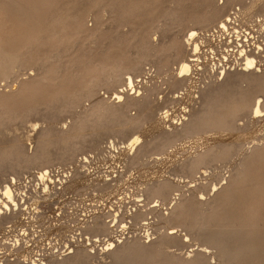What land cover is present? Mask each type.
I'll return each mask as SVG.
<instances>
[{"label": "rangeland", "instance_id": "1", "mask_svg": "<svg viewBox=\"0 0 264 264\" xmlns=\"http://www.w3.org/2000/svg\"><path fill=\"white\" fill-rule=\"evenodd\" d=\"M229 3L232 7L224 12L220 20L204 25L217 10L225 8ZM226 19L236 30L242 27L239 30L242 36L243 31L251 34L254 32L256 38H259L257 44L264 48V0H0V189L13 182L15 173L10 168L17 166L19 162L24 163L28 157L35 155L39 144L44 145L43 149L45 145L47 149L50 148L46 150V153L49 151L52 153L50 156L47 154L49 163L44 161L29 167L28 170L24 169L19 176L22 181L13 183L16 187L31 191L38 185L36 177L38 170L44 168L54 171L55 176L63 175L74 166L78 168V165H74L76 159L78 164L86 154L88 157L92 156L90 157L92 162L87 164L88 166L83 169L80 167V170L85 172H83V175H86L85 179L82 175L83 179L80 178L79 184L65 191L62 201L58 198L45 200L41 198L42 195L37 196L40 213L46 219L50 218L49 223L43 218H39L38 221L43 228L38 230L48 231L43 234L44 239L50 237L51 233L58 232L59 227L54 231L51 220L55 214L60 213V208L64 207L66 221L70 222L73 217L72 226L77 223L76 219H80L81 216L77 217L78 214L84 215V210L98 208L97 201L98 196L102 194V188L97 187V183L111 173L122 174L123 180L127 177L128 180L130 175H134L136 180L129 179L130 183L124 187V195H127V200L129 195L131 200L139 196L137 182L142 181V178H138L142 174L136 172L139 171L138 167L130 169L126 167L125 172H121L122 168L118 165L120 153L116 148L122 147V142L128 141L134 135L140 136L142 141H147V145L154 143L155 139L157 141L162 134L160 131L147 136L148 139L143 135L146 136L145 130L152 126L150 124L160 120L163 108L170 112L175 110L173 117L179 115L184 107L189 109L187 119L190 122L194 117L208 113L209 110L215 113L222 111L224 106L220 104L228 100V97L231 100L241 98L242 95L257 90L259 82L264 84L263 64L259 65L261 72L257 75H243L240 68L245 62L238 64L230 49L231 52H227L230 58L228 57L226 61L222 58L223 63L218 69L229 63L230 66L236 65L230 69L237 68L234 71L238 72L229 73L216 84L209 79V72L212 69L205 63V71H202L204 68L201 65L197 67L199 72L195 71L196 69L193 72V77L198 82L195 86L198 87L185 92L180 100H172L175 96L173 94H177L178 91L172 89L170 81L176 76L180 62L191 57L192 47L187 44L190 30H196L205 42H209L208 39L218 30L217 24ZM234 19L238 22L236 23ZM261 54L260 56L264 57V52ZM216 63H219L218 60ZM136 67L140 68L137 74L139 77L137 81L140 83L138 87L142 86L137 87V91L143 89L140 98L137 97L138 93L134 95V92L128 91L125 86V80L129 75H133L130 73H133ZM218 69L217 74L221 72ZM144 88L149 91H145ZM113 91L117 93L124 91L127 98L136 97L144 108L116 106L118 100ZM219 92L221 93L218 94ZM258 94L257 97L264 99V94ZM211 99L215 103L211 102ZM101 106L106 108L105 113L116 111L122 112L123 115L121 113L118 118L117 114L111 118L108 115L104 121L99 122L95 118L93 122L90 117L93 109L97 114L96 110L98 108L101 110ZM100 110L102 113L97 115L104 114ZM139 115L142 117L140 127L124 123L129 117ZM120 117L124 118V121L119 119ZM243 122L245 126L241 129L244 134L254 129L259 132L255 142L249 140L244 143L243 153L235 152L229 157L222 158L223 150L219 149L215 155L222 164L218 162L217 166L220 164V167L216 166L217 169L208 170L194 178L187 173L178 172L186 180L185 196L190 200L194 198L187 207L186 219L164 225L152 220L136 225L125 216L126 228L120 227L114 231L112 234L114 240H111L116 244L114 250L116 252L122 250L124 253L120 264H264V122L254 125L247 119ZM79 127L83 130L85 128V131ZM79 130L82 135L80 133L78 135L82 138L77 135L79 138L77 140L74 132ZM202 131L205 129L199 128L185 138V149L178 151L180 159L188 157L189 154V156L203 154L208 150L200 145H191ZM71 137L76 141H73L74 139L69 141ZM71 143L74 145L79 143L85 148L77 146L82 150H76L77 156L73 158L74 161L64 156L66 146ZM177 144L179 147L182 143ZM155 148V145L152 146V152ZM257 153L262 155L258 157ZM244 155L245 158L252 157L244 164L243 169ZM154 159L149 160L152 168L157 166ZM60 161L65 164L61 165ZM41 164L51 166L48 168ZM250 164L252 165L249 167ZM161 165L158 166L160 170H166L167 166ZM246 167H249L248 172H245ZM240 168L243 169L241 172L244 171L242 174L248 175L246 180L245 176L244 178L242 175L239 176ZM133 169L136 174L134 171L130 172L131 174L127 171ZM238 179L240 181L236 183ZM201 181L204 184L200 183ZM217 184V191H214L213 188ZM196 188L199 189L195 190ZM221 190L223 192H220ZM229 191L233 194L229 195ZM144 196L146 194L139 198L144 202L138 205H148L150 199ZM111 202L108 205L116 207L115 201L113 204ZM133 204L135 203H129L126 208H134ZM73 207L81 212L75 211L77 215H72L70 212H73L71 210ZM11 225L13 224L9 223L1 227ZM171 232H175L176 238L166 239ZM68 236L65 240L69 238ZM213 239L223 245L222 253L212 245ZM9 240L12 238L9 237L7 242L5 238L2 239L1 231L0 242L6 243L5 249L11 247ZM102 241L104 242V239ZM102 241L95 246V252L91 251V264L113 263L114 259L107 250L108 242ZM61 245L63 246L62 243ZM65 247L60 246V249L63 250ZM42 258L46 259V255Z\"/></svg>", "mask_w": 264, "mask_h": 264}, {"label": "bare ground", "instance_id": "2", "mask_svg": "<svg viewBox=\"0 0 264 264\" xmlns=\"http://www.w3.org/2000/svg\"><path fill=\"white\" fill-rule=\"evenodd\" d=\"M253 6H255V5H253ZM231 7H232L231 3H229L225 8L221 7L223 9L217 10L211 18L207 19L206 22H204V25L209 23V22H211V23L217 22L218 20L221 19L224 12L228 8H231ZM227 20L228 19H226V21H220L217 24L218 30L216 31V34H215V32L212 34V38L208 39L209 42H205L202 39V37L199 36L200 34L196 30H194V29L190 30V32L188 33L187 44H188V46L192 47L191 48V57L190 58L188 57L187 59H184L180 62L179 66L177 68L176 76L174 77V79H171V81H170L172 89H176L178 91L177 94H173L175 96L173 99L171 98L172 100L178 101V99L180 100V98H183V96L185 95V92L186 93L190 92L189 90H191L192 88L194 89L195 87H198V86H195L198 82L195 79V77H193L194 76L193 72H194V69H196L195 71L199 72L198 71L199 69L197 67H199L201 65L204 68L202 71H205L206 70L205 69V63L212 69L209 72V76H210L209 79L211 80V82H215L216 84L218 82H221L229 73L238 72V71H234L237 68L230 69V67H235L236 65L233 64L232 66H230L229 63H226V64L224 63L226 66L224 65L225 67L223 66L222 68L220 67L218 69V66H221V64L223 63L222 58L226 61L230 55L228 53H230L231 51H232L231 54H233V56L237 59L238 64H239V62L240 63L245 62V64L242 67L238 65L239 67H241L240 71H242L243 75L255 76V75H257V73L261 72L260 66L262 64H263L262 66H264V57H261L260 55H262L261 53L264 52V48L260 44H257L259 38L258 37L256 38L254 32H252V34H251V33L246 32V31L242 32L244 34L242 36L239 32V30H241L242 27L239 30L238 29L236 30V28L234 26L229 25L227 23ZM234 21L236 23L238 22V21H236V19H234ZM201 23H202V21H201ZM257 25H258V23H257ZM206 31L208 33L210 32L208 30H206ZM250 31H251V29H250ZM235 33H236V35H235ZM223 39H225V41H223ZM154 49H155V47H154ZM230 49H231V51H230ZM216 60H218L219 63H216ZM240 65H242V64H240ZM216 69L220 70L221 72H219L217 74ZM227 69H229V70L226 71ZM139 70H140V68L136 67L133 70L134 72L130 73L133 75H129L128 78L125 80V82H126L125 86L128 88V91H133L134 95L136 93H138L137 97H139L141 94L140 92L143 91V89L141 91L140 90L137 91L138 90L137 87L140 84L137 81V79L139 78L137 76ZM202 71L200 72L201 75H202ZM262 79H264V77ZM245 80H246V77H245ZM256 80H258V79H256ZM259 81H262V80H259ZM254 83H256V82H254ZM210 84H212V83H210ZM142 85H143V83H142ZM224 85H225V83H224ZM141 88H142V86H141ZM150 89H151V87H150ZM222 89H224L223 86H222ZM144 90H145V88H144ZM145 91H149V90H145ZM113 92H115L114 93L115 98L118 100L116 106H131V107L140 108V109L144 108L141 105V103L139 101H137L136 97L135 98H131V97L127 98V96L124 95V91L119 92V93H117L116 91H113ZM223 92H224V90H223ZM220 93L221 92H219L218 94H220ZM257 93L264 94V84L262 85L259 82V88L257 90H255L254 92H248L245 95H242L241 98H234L231 100L230 97H228L229 98L228 100H225L221 104L218 103V104H220V106H224L222 111L215 113L214 111L209 110L208 113H204L200 116L194 117L193 120L190 122H188V119H187V116H189V112H190L189 109L187 110V108L184 107L182 109V111L180 112V114L177 115L176 117L174 116L175 117L174 118L173 114H175V113H173V112L175 110L173 112L172 111L170 112V110L163 108V110L160 112V120L154 122L153 124H150L152 126L149 129L145 130L146 136L143 135V137L152 136L156 131H160L162 134L157 141L154 138L155 142L151 143L150 145H147L146 144L147 141H142L143 139L140 136L134 135V137H132L128 141H126L124 143L122 142V144H121L122 147H120V145H119L120 148H116L117 152L120 153L118 165H120V167L122 168L121 172H123L124 169L126 170V167L128 169H130V167H135V168L138 167L139 171H136V172H140V174H142L141 177H138V178H142V181L139 182V180H138V182H137V183H139V184H137L139 186V190H138L139 196L132 195V197L133 196H136V197H133V199L131 200L130 195H129V197H128L129 200H127V198H126L127 195H124V192H125L124 187L130 183L131 179H133V180L135 179L134 175H130L131 174L130 172H133L134 169L130 170V171L127 170L130 173L129 174L130 180L129 179L126 180L128 177L125 180H123L122 178L124 176L122 174L118 175L117 171H116L117 174L115 172L116 175H114V173H111L110 175H107L106 177H104V179H102L100 182L97 183V187L100 186L102 188V192L100 191L102 194H100L98 196V201H97L99 204L98 208L92 209V210H84L83 211L84 215H81V214L77 215V213H75V211L78 213H80L81 211L77 210L74 207L71 208V210L73 212H70V213H72V215H77V217L81 216L80 219H78V220L76 219L77 223H74L73 226L71 225V223H72L71 221H72L73 217L71 218L70 222L66 221L65 217H64V215H65L64 209H63L64 207L60 208L59 209L60 213L57 215L55 214L53 216V219L51 220V224L54 225L53 226L54 231L59 227L57 230L58 232H56V233L54 232L55 234L51 233L50 237L48 236L47 239H44L43 234L48 233V231L47 230L39 231L38 229L42 228V226L39 225L38 221H39V218H43L46 221V223L47 222L49 223L50 218L46 219L40 213L41 210H39V207H38L39 199H37V196L42 195L43 197L41 196V198H43L45 200H50L51 198H58L59 200L62 201V198H64V196H65V193H64L65 191H67L68 189H73V187L76 184H79L81 182L80 178L83 179V177H84V179H85L86 175L85 174H84L85 176L83 175L84 170L83 171L80 170V167H82V169H83V167H85L87 164L92 162L91 161L92 158H90L92 156L88 157L86 154V157H83L82 159L80 158L81 160H79V163L77 164V162H78L77 159L76 160L74 159L75 161L73 160V158L75 156H77L76 150L79 151V149L83 148L84 146L81 147L82 145L80 146L79 143H78L79 145L78 144L74 145L72 143L67 145L66 146L67 151H65L66 155H64V156H68L67 158L69 160L72 159L74 161V165H78L77 166L78 168H75V166L72 165L74 167L71 166L72 167L71 170L69 169L68 172H64L63 173L64 176L61 174L58 176H55L54 171H51L49 169H44V168L42 170L40 169V170H38L37 176H36L37 181H38V185L33 190L26 191V190H23L22 188L16 187L15 184H13V183H17V181L18 182L22 181L19 176L22 175V173L25 171L24 169L28 170L29 167H31V166L33 167L36 164L38 165V163H40V162L43 163L44 161H47V158H48L47 154H49V156H50V154H52L50 151L48 153H46V150H49L50 148L47 149V147L45 145V147H44L45 149H43L42 147L44 145L39 144L38 151H37V153H35V155L33 154L32 157H30V158L28 157V159L25 160L24 163L19 162L18 164H16L17 166H12L10 168L11 170H14V173H15V177L12 178L13 182H12V184L6 185L0 189V232L2 231V239L5 238V242L8 241L9 237L12 238L11 241L9 240L11 242V244H10L11 247H8L6 249H5L6 243L0 242V264H89L90 260L92 258L91 251H94L95 246H97V244H100L99 242H101L103 239H104V242H105V240H107V242H108V245H107L108 249L107 250L109 251L110 255L114 259L112 264H120L121 256H123L124 253H122V250H121V252H119V250H118V252H116V250H114V247L116 244L114 242H112L114 240L112 237V234L114 231L116 232L117 230H119L118 228H120V227H122V229L126 228L127 223H124L126 220L125 216H127L131 219L129 221L135 222L134 224L152 220V221H157L158 223H161V225L162 224L164 225V224H168L169 222L173 223L172 221L176 222V221L183 220L184 218L186 219L187 218L186 216H188L187 207H188V205H190L191 202L194 201V198H193V200H190L189 198H187L185 196L184 188H185V184H186L185 181L186 180H185V178H183V176L181 177L178 174V172H182L183 174L187 173L190 177L194 178L196 175L198 176V174L206 173L208 170H212V169L215 170L220 165L219 164L217 166V163L218 162L221 163V161L218 159L219 157H217L215 155V152L217 150H219V149L223 150V156H221L222 158L227 157V156L229 157L230 155H232L235 152H238V153L242 152L243 147H244L243 146L244 143L248 142L249 140H252L253 142L256 141L255 137H257L259 135L258 131H256L254 129L253 131H250L249 133L244 134L243 133L244 131H243V129H241V127L245 126V124L243 122L245 119H247V121H249L253 125L255 123H258V122L259 123L264 122V99L257 97L256 96ZM124 96L126 97V99H124ZM128 96H130V95H128ZM146 97H145V99H146ZM224 97H222V98H224ZM142 98H144V97H142ZM215 99L213 98V100H215ZM126 100H127V102H125ZM211 100H209V101H211ZM213 100L211 102L215 103V101H213ZM95 102L97 103V101H95ZM101 102H103V100H101ZM214 103H213V105H214ZM94 105H96V104H94ZM213 105H210V106H213ZM215 106H216V104H215ZM98 109L96 111L98 113H102V112H99L100 109L99 110ZM105 109L106 108L104 106H101L100 111L104 112ZM93 110L95 111V109H93ZM94 111L90 117H91L92 121L96 118V121H98V122L104 121V119L107 118L108 115L111 118V117H114L113 116L114 114H117L118 115L117 118H118L119 115L122 113V112L120 113V112L115 111L114 113H111V112L105 113L104 112V114L97 115L98 113L96 114ZM110 114H111V116H110ZM122 115H123V113H122ZM122 115H121V117H122ZM143 115H145L144 112H143ZM121 117L119 119L123 120L124 118H121ZM132 117H129L128 121L123 120L124 123L127 122L128 124H126V125L131 124V125L140 127L142 117L140 118V115L137 117H133V118ZM92 121L90 123H92ZM110 121H108V122H110ZM117 121H120V120L117 119ZM124 123L122 122V125L125 126ZM93 126L94 125H92V127ZM86 127L88 128L87 125H86ZM199 128H204L205 131L199 132V137H196L197 139L195 141H193L191 143V145L192 146L200 145L202 147L208 148V150L206 152H203V154L199 153L201 155L198 154L196 156L194 154H193L194 156H189L190 154L187 153V154H189L188 157H186V158L182 157L183 159H180V157L178 156V151L181 149H185V138H188V136L190 134H192L195 130H197ZM251 128L253 129L254 127L252 126ZM95 129H96V127H95ZM75 130H76V127H75ZM81 130L85 131V128H84V130H83V128ZM63 133H65V132H63ZM74 133H75L74 136H76L77 140L80 137L82 138V136L78 135V133H80V130H79V132L76 131ZM69 134L70 133H67V135H69ZM77 135L79 136V138L77 137ZM73 137H71V139L69 141L73 140L74 139ZM83 137L85 138L84 135H83ZM192 137H193V135H192ZM84 138H83V140H84ZM144 139L146 140V138H144ZM147 139H148V137H147ZM149 140H148V142H149ZM73 141H76V139H74ZM85 142H87V141H85ZM85 142H84V144H86ZM178 142L182 143L181 145H179V147L177 144ZM111 143H113V142H111ZM86 145H88V143ZM116 145H118V144H116ZM154 145L156 147L154 149L156 152L155 151L152 152V146H154ZM175 145H177V146H175ZM77 146H79L80 148ZM112 146H113V148L115 147L114 144ZM116 147H118V146H116ZM83 149H85V148H83ZM80 150H82V149H80ZM114 150H115V148H114ZM191 150H192V148H191ZM191 153H194V152H191ZM260 154L262 155V153H260ZM260 154H258V157H260ZM5 155L7 156V154H5ZM54 156H52V157L54 158ZM115 156H116V154H115ZM242 156H241V160H242ZM253 156H255V155H253ZM250 157H252V156L245 158V155H244V158H245L244 163L239 161L240 163H243L242 164L243 169L245 167L244 164L248 163L247 161L249 160ZM62 158L64 159L63 156H62ZM103 158H106V157H103ZM153 158H155L154 159L155 163H156L155 165H157V166L152 168V167H150L149 160H152ZM50 159H51V157H50ZM254 159H255V157H254ZM238 160H239V158H238ZM66 161H67V159H66ZM47 162H45V163H47ZM62 164H65V162L62 161L61 165ZM70 164H72V163H70ZM161 164L167 166L166 170H160L159 167ZM251 165L252 164H250L248 166L250 167ZM50 166H45V167L49 168ZM216 166H217V168H215ZM117 167H119V166H117ZM249 167L248 168L246 167L247 171H245V172H248ZM242 168L239 169V171H238L239 173L241 172L240 170H243ZM176 171H177V173H176ZM87 172H88V170H87ZM136 172H135V174H136ZM173 172H175V174H177V175H175ZM242 173H244V171H242L239 174V176L242 175L243 178L245 176L244 179L246 180L248 175L246 176L245 174H242ZM228 174H230V173H228ZM238 174H235V175H237L238 178L242 179V177H239ZM82 175H83V177H82ZM227 177H228V175H227ZM240 179H238L236 181V183L239 182ZM225 180H227V179H225ZM189 182H190V180H189ZM197 182H198V180H197ZM82 183H84V180ZM200 183L204 184L202 181ZM241 183H243V182H241ZM225 184H227V183L225 182ZM230 184H232V183H230ZM130 185H132V184H130ZM211 185H212V183H211ZM233 185H235L234 182H233ZM198 186H199V183H198ZM206 186H207V184L203 186V189ZM217 186H218V184L214 186V188H213L214 191L215 190L217 191ZM221 186H223V185L221 184ZM195 187H197V186H195ZM198 189L196 188L195 190H198ZM218 189H219V187H218ZM207 190H204V191H207ZM220 192H223V191L221 190ZM229 192H228L229 195L233 194L231 191H229ZM145 194L147 196V199L149 198L151 200V202L148 199L149 203L147 206H144L143 204L138 205L139 203L144 202L143 200H139V198L143 197V195H145ZM146 196H144V197H146ZM65 198H67V197H65ZM111 201L112 202L115 201L114 203L116 204V207H114L113 205H110V204L109 205L111 207L108 205V203ZM47 202H49V201H47ZM132 202L135 203V204H133V206H135V207L134 208L131 207V208L127 209L128 207L126 208V205L128 206V204L132 203ZM85 203H86V201H85ZM214 203H215V201H214ZM26 204H28V206H25ZM108 206H109V208H108ZM107 208H108V210H107ZM211 211L213 214L215 213V212H213L214 209H212ZM20 216L23 219H21ZM77 217H75V218H77ZM20 219H21V222L17 226ZM9 223H12L13 225H11L9 227H4V228L1 227L2 225L9 224ZM69 226H72V227H69ZM18 228H19V230H18ZM45 229H47V228H45ZM170 230H173V229H170ZM67 235H69L68 236L69 238L67 240H65V237H67ZM91 235H93V236H91ZM174 235H175V232H171L167 235L166 239H173ZM69 241H73L74 243L71 244ZM36 242H38V243H36ZM175 242H176V240H175ZM61 243L63 244V246H66L63 250L60 249V246L63 247L61 245ZM211 243L213 246H215L217 249H219V251H221L220 253H222V251H223V245L222 244H220L216 239H213L211 241ZM104 251H106V250L104 249ZM105 253H108V252H105ZM45 255H46V259L42 258V256L44 257ZM12 257H13V259H12Z\"/></svg>", "mask_w": 264, "mask_h": 264}]
</instances>
